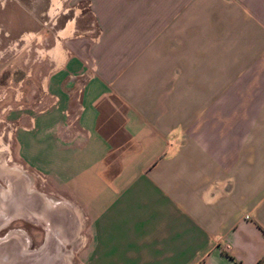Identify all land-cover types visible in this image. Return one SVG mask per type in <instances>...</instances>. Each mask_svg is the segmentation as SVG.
Returning a JSON list of instances; mask_svg holds the SVG:
<instances>
[{
    "label": "crops",
    "instance_id": "0c3cea01",
    "mask_svg": "<svg viewBox=\"0 0 264 264\" xmlns=\"http://www.w3.org/2000/svg\"><path fill=\"white\" fill-rule=\"evenodd\" d=\"M78 1L97 41L16 118L88 218L75 264L264 260V0Z\"/></svg>",
    "mask_w": 264,
    "mask_h": 264
},
{
    "label": "rangeland",
    "instance_id": "374dc122",
    "mask_svg": "<svg viewBox=\"0 0 264 264\" xmlns=\"http://www.w3.org/2000/svg\"><path fill=\"white\" fill-rule=\"evenodd\" d=\"M85 7L78 0H0V182L7 188L6 173H21L34 191L29 203L37 209L44 201L40 195L53 204L68 199L19 158L24 139L19 140L16 118L43 97L44 79L58 62L73 52H88L97 41ZM31 125L28 120L25 128ZM14 202L1 206L0 264H75L88 239L84 212L77 221L63 208L45 211L49 223L40 214H23Z\"/></svg>",
    "mask_w": 264,
    "mask_h": 264
},
{
    "label": "bare ground",
    "instance_id": "6f19581e",
    "mask_svg": "<svg viewBox=\"0 0 264 264\" xmlns=\"http://www.w3.org/2000/svg\"><path fill=\"white\" fill-rule=\"evenodd\" d=\"M6 174L9 177L7 182V188H4L2 183L0 182V218L3 217V212L5 213V211L2 209L1 206H3L4 203L6 204L7 201L9 200L12 201V199H14L15 201L14 204L18 208L22 209L20 211L23 214L26 215L31 214L33 216L40 214L41 217L47 220L48 222L49 220L46 218L45 213L50 210L59 211L61 208H63L66 212L68 211L70 214H72V216H74V219L77 221L82 216L81 209L76 208L69 201L67 202L65 201V203L61 202V203L53 204L43 195H40V197L44 200L42 201V207H39L37 209L36 207H34L33 203L32 204L29 203L30 201L28 199L29 194L30 195L33 194L34 191L31 189L28 181L23 177V175L21 173H18L17 171H11V170L8 171ZM14 204L11 203V207ZM17 235L22 236V233L17 232Z\"/></svg>",
    "mask_w": 264,
    "mask_h": 264
},
{
    "label": "trees",
    "instance_id": "16d2710c",
    "mask_svg": "<svg viewBox=\"0 0 264 264\" xmlns=\"http://www.w3.org/2000/svg\"><path fill=\"white\" fill-rule=\"evenodd\" d=\"M239 264V262H237ZM257 264H264V260L259 261Z\"/></svg>",
    "mask_w": 264,
    "mask_h": 264
}]
</instances>
